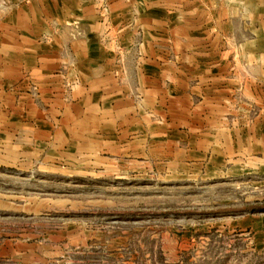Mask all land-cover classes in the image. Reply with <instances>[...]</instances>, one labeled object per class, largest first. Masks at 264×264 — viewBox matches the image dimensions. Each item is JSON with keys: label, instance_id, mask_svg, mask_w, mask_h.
Returning <instances> with one entry per match:
<instances>
[{"label": "rangeland", "instance_id": "obj_1", "mask_svg": "<svg viewBox=\"0 0 264 264\" xmlns=\"http://www.w3.org/2000/svg\"><path fill=\"white\" fill-rule=\"evenodd\" d=\"M4 54L0 264H264V0H0Z\"/></svg>", "mask_w": 264, "mask_h": 264}, {"label": "crops", "instance_id": "obj_2", "mask_svg": "<svg viewBox=\"0 0 264 264\" xmlns=\"http://www.w3.org/2000/svg\"><path fill=\"white\" fill-rule=\"evenodd\" d=\"M16 45H17V40H16V43H15ZM15 54H17V53H15ZM7 58H8V56H6V54H4V55H2V57H0V61H7ZM14 58V61L15 62H22L23 61V56H21V55H19V54H17L15 57H13ZM30 60L31 61H35L36 60V57H30ZM38 71V70H37ZM15 72H17V70H15ZM32 72H33V70H32ZM17 73H19V71L17 72Z\"/></svg>", "mask_w": 264, "mask_h": 264}]
</instances>
